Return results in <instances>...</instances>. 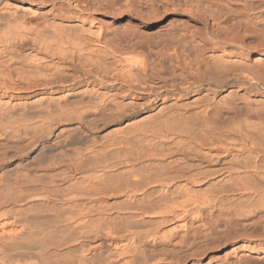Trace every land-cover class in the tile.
I'll use <instances>...</instances> for the list:
<instances>
[{
    "label": "bare ground",
    "instance_id": "1",
    "mask_svg": "<svg viewBox=\"0 0 264 264\" xmlns=\"http://www.w3.org/2000/svg\"><path fill=\"white\" fill-rule=\"evenodd\" d=\"M0 264H264V0H0Z\"/></svg>",
    "mask_w": 264,
    "mask_h": 264
},
{
    "label": "rangeland",
    "instance_id": "2",
    "mask_svg": "<svg viewBox=\"0 0 264 264\" xmlns=\"http://www.w3.org/2000/svg\"><path fill=\"white\" fill-rule=\"evenodd\" d=\"M252 259H253V260H258V258H256V257H252Z\"/></svg>",
    "mask_w": 264,
    "mask_h": 264
}]
</instances>
